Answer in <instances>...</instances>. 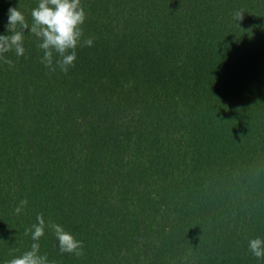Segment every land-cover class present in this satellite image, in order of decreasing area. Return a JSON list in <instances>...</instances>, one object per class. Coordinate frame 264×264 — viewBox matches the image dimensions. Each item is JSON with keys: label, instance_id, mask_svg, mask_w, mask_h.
Instances as JSON below:
<instances>
[{"label": "trees", "instance_id": "obj_1", "mask_svg": "<svg viewBox=\"0 0 264 264\" xmlns=\"http://www.w3.org/2000/svg\"><path fill=\"white\" fill-rule=\"evenodd\" d=\"M37 4L0 0V35ZM81 4L93 45L67 74L27 31L0 62V264L41 213L83 241L62 255L46 228L55 264H264L247 251L264 238V0Z\"/></svg>", "mask_w": 264, "mask_h": 264}, {"label": "clouds", "instance_id": "obj_2", "mask_svg": "<svg viewBox=\"0 0 264 264\" xmlns=\"http://www.w3.org/2000/svg\"><path fill=\"white\" fill-rule=\"evenodd\" d=\"M243 14L242 10L236 11L234 21H241ZM30 16L29 24L18 8L8 9L6 32L10 34L0 35V62L10 69L14 68L15 64L7 54L13 53L17 59L25 55V31L27 35L35 38L36 47L42 52L39 62L50 73H55L59 68L62 73L67 74L68 70L74 67L76 49L93 45L92 38L82 39V26L87 14L81 0H38ZM27 204L26 199L21 200L15 207L14 214H21ZM46 228L52 230L60 254H69L76 258L84 255L83 241L78 240L59 224L51 221L46 223L41 213L36 215V222L24 231L25 236L31 237L30 247L19 255H14L5 264H55V261L49 260L46 253L41 254L39 241L44 237ZM247 251L254 258L264 260V238L249 239Z\"/></svg>", "mask_w": 264, "mask_h": 264}]
</instances>
